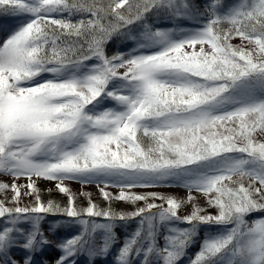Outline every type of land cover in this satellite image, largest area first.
Returning a JSON list of instances; mask_svg holds the SVG:
<instances>
[{
    "label": "snow or ice",
    "instance_id": "obj_1",
    "mask_svg": "<svg viewBox=\"0 0 264 264\" xmlns=\"http://www.w3.org/2000/svg\"><path fill=\"white\" fill-rule=\"evenodd\" d=\"M0 15L16 21L0 23V264H49L53 247L52 264H264V0H0ZM157 188L186 196L133 191Z\"/></svg>",
    "mask_w": 264,
    "mask_h": 264
},
{
    "label": "rangeland",
    "instance_id": "obj_2",
    "mask_svg": "<svg viewBox=\"0 0 264 264\" xmlns=\"http://www.w3.org/2000/svg\"><path fill=\"white\" fill-rule=\"evenodd\" d=\"M197 2H199V3H203L204 0H197ZM4 22H8V23H10V24H15V23H16V21H15L13 18H10V17H4V16L0 15V23H4ZM164 23H166L167 26H171V24H170L169 22H164ZM185 26H187V22H185ZM236 40H237V42H239L238 39H236ZM233 43H236L235 40L233 41ZM0 177H2V175H0ZM7 179H8V180H7ZM7 179H0V180L11 182V178H10V177H7ZM17 182H18V183H25V181H24L23 179L20 180V181H17ZM66 183H67V185H68L72 190H74V188L77 187V190H78V191H86V192H90L91 194H93V193H95V192L99 193V191L97 190V188L95 187V185H90L91 188H89V187H87V185H85V186H83V188H82L81 185L77 184L76 182H66ZM40 184H41V188H43V189H45V188H53V187H54L53 182L42 181V182H40ZM157 189H159V188H157ZM160 189H161V188H160ZM177 189H178V188H177ZM108 190H109V191H112V192H116V191H118V190H116V189H111V190L108 189ZM155 190H156V189H155ZM155 190H154V189H146V191H155ZM179 190H180V189H179ZM161 192H163V193H165V194H172V193H168V192H166V191H164V190H162ZM185 193H186V192H185ZM46 195H48V194L46 193ZM173 195H174V194H173ZM200 202L203 203V200L201 199ZM212 211H213V210H212ZM256 215H259V214H256ZM181 226L183 227V226H185V225H181ZM44 227H45V230H47V225H45ZM135 227H136V224H135V223H132V224L129 226V231H130V230H133ZM57 231L59 232V234H60L61 236L65 235V231H64L63 229H58ZM116 232H117V236L119 237V240L122 242V241H123V238H124V229L118 227V228L116 229ZM46 234H48L47 231H46ZM203 236H204V232L201 231L200 234H199V237H198V239H197V241H196V243L193 244V246L196 247V250H194V251H189V250H188V253H189L190 256H193V255L198 251V249H199V244H200V242L202 241ZM161 240H162V239H161ZM162 241H163V240H162ZM162 244H163V242H162ZM162 244H161V245H162ZM190 248H191V247H190ZM58 255H59V252H58V250H56L54 247H53L51 250H49V251L46 253V256H47V259H48V261H49V264H52V262L55 260V258L58 257ZM85 259H86V258H82V259H81V264H83V261H84ZM112 262H113V258H112L111 255L108 257L107 260H104V259H102V258H97V264H112ZM181 264H187V258L183 259L182 262H181Z\"/></svg>",
    "mask_w": 264,
    "mask_h": 264
},
{
    "label": "trees",
    "instance_id": "obj_3",
    "mask_svg": "<svg viewBox=\"0 0 264 264\" xmlns=\"http://www.w3.org/2000/svg\"><path fill=\"white\" fill-rule=\"evenodd\" d=\"M235 42L236 43H239V42H237V40H235ZM113 50H114V46H113ZM0 179H7V177H5V176H2V177H0ZM8 180V179H7ZM39 187L41 188V184H39ZM87 187H89V188H91V186L90 185H87ZM41 189H43V188H41ZM111 190V189H110ZM155 190V189H154ZM162 190H164V191H166V192H168V193H172V194H174V195H176V196H180V197H183V196H186V193H185V190L184 189H177V188H159V189H156L155 191H158V192H161ZM74 192H80V191H78L77 190V187L76 188H74V190H73ZM133 191H136V192H143V191H146V189H135V190H133ZM198 195V194H197ZM49 198H55V199H57L58 201H61V202H63V197L62 196H60L58 193H53L52 194V196H49V195H46V193L44 194V196H43V199H45V200H47V199H49ZM92 198H93V200H95V201H97L98 203H101L102 205H103V201L101 200V197H100V194L99 193H97V192H95V193H93L92 194ZM156 203H160L159 201H156ZM201 204H203V203H201ZM116 208H118V209H120V208H124L125 210H131V206L130 205H125V204H123V203H117L116 205H114ZM142 206V205H141ZM190 210V208L189 207H185V208H183V209H181L180 210V215H185V214H187V212ZM212 211V210H211ZM214 211V210H213ZM186 226V225H185ZM162 240H160L159 241V243L160 244H162ZM189 251H194V250H196V247L195 246H191V248H189L188 249ZM182 262V261H181Z\"/></svg>",
    "mask_w": 264,
    "mask_h": 264
}]
</instances>
